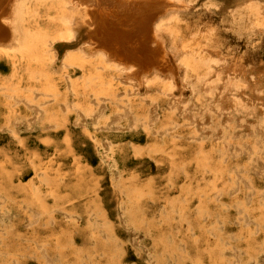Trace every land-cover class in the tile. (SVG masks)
Segmentation results:
<instances>
[{
    "label": "rangeland",
    "instance_id": "374dc122",
    "mask_svg": "<svg viewBox=\"0 0 264 264\" xmlns=\"http://www.w3.org/2000/svg\"><path fill=\"white\" fill-rule=\"evenodd\" d=\"M180 1L175 72L137 95L96 54L54 52L76 27L29 0L34 47L0 54V264H264V0Z\"/></svg>",
    "mask_w": 264,
    "mask_h": 264
},
{
    "label": "bare ground",
    "instance_id": "6f19581e",
    "mask_svg": "<svg viewBox=\"0 0 264 264\" xmlns=\"http://www.w3.org/2000/svg\"><path fill=\"white\" fill-rule=\"evenodd\" d=\"M54 1L55 2L58 1L57 5L59 6V10H60L59 11V21L60 22L57 23V21H58L57 20L56 21V23H57L56 27H51V29H53L54 31H60V32L63 33V32L73 31V27H76V30L78 32L77 35L74 38H72V39L69 38L68 40H66L64 42L60 41L59 43H61L60 45H63V47L62 48H58L57 47V50H55V48H54V52L58 53V49H60V50L67 49L69 51H73V49H74V50H78L79 53H83V54H84V52L85 53L86 52L87 53L90 52V54L91 53L92 54H96L98 57H100V59H99L100 63H102L103 65L115 68L117 71L124 73V74L120 73V75H118L119 79H121V80L128 79V78L129 79L130 78L131 79H135L136 82L134 83V80H133L132 81L133 83H131L130 86L131 85H133V86L136 85L137 86V88H136L137 95H138V92H139L138 85H140V84L142 85L146 80H148V75L154 74V76H158L159 73H167V72L174 73L175 72L173 64L170 61V59L168 57V54H167L166 46H165V43H164V40H163L164 33H162V31L167 28V26H166L167 24L165 25V27H163L164 26V21L166 22V20H167V18H165V17H167L168 15H172L176 9L181 8V7L177 8L179 3L181 2L180 0H54ZM46 3H48V2H46ZM28 4H29V0H0V54L11 55L12 53L9 50H15V48H17L19 51H24L25 49L26 50L29 49V48L32 49L34 47L32 42L29 40V39H31V37H30L31 35L28 38L27 33L29 32V30H27V27L25 26V23H24V19H25L24 18V13H25V10L28 7ZM49 7H50V5H49ZM177 11H179V10H177ZM185 14H187V13H185ZM43 15H41V16H43ZM44 18L42 17L43 20H44ZM49 19H50V17H49ZM171 20H172V18H171ZM43 22H45V20ZM46 22H48V21L46 20ZM61 36H62V34H61ZM53 44L54 43H52L51 41H49V42L46 41V43L43 42V41L41 42L40 40H38V37H37L36 48L37 47L39 48V46L40 47L42 46L43 49H46V48L51 47V45H53ZM54 52H52V53L54 54ZM22 56H23V54H21V57ZM50 60H48V61H50ZM54 60H55V58H54ZM62 63H61V65H62ZM47 66H48V68L50 67V68L53 69L54 66H55V62H53V63L50 62ZM72 66H73V64H72ZM72 66H70V67H72ZM81 66L84 69L85 66L84 65H81ZM62 68L64 69V67H62ZM54 71L55 70H53V71L51 70V73H54ZM83 71L85 72V69ZM58 74H59V72H58ZM64 77H66V76H64ZM80 77H81V75H80ZM93 77H94V75H93ZM88 78H89V76H88ZM67 79H68V77H67ZM77 79H78V77H77ZM54 80H55V78H54ZM74 80H76V79H74ZM79 80H81V79H79ZM66 82H69V81H66ZM124 82H126V80ZM90 83H91V81H90ZM92 84H94V83L92 82ZM133 86H132V88H134ZM67 87H69V86H67ZM129 89H130V87H129ZM127 90H128V88H127ZM90 93H92V92H90ZM122 93H124V90L122 91ZM88 95H90V94H88ZM110 97H112V96H110ZM136 97H138V96H136ZM83 98L85 99V97H83ZM107 98L108 97H106V99ZM64 99H65V97H64ZM73 99H74V97H73ZM92 100H93V98H92ZM142 100H144V99H142ZM126 102H127V100H126ZM126 102H123L122 104H125L127 106ZM149 103H150V101H149ZM61 104H63V103L61 102ZM134 104H136V103H134ZM155 106L157 107V105H155ZM62 108H63V106H62ZM103 108H104V105H103ZM144 108H145V106H144ZM99 109H100V106H99ZM133 109H135V108H133ZM147 109H148V107H147ZM124 111L127 112V110H124ZM94 113H96V112H94ZM152 113H153V110H152ZM133 114H134V116L136 115L134 112H133ZM173 114L174 113H172V115ZM131 116H130V119H132ZM151 116H153V115H151ZM138 117H140V116H138ZM174 118H175V116H174ZM150 120H152V119H150ZM131 121H133V120H131ZM164 123H166V122H164ZM167 124H169V123H167ZM185 172L188 173V171H185ZM37 173H38V171H37ZM32 181H33V179H32ZM45 181L47 182V180H45ZM42 182H44V181H42ZM34 187H35V184H34ZM36 187H35V189H36ZM30 188H32V187H30ZM19 191H20V188H19ZM117 192L119 193V191H117ZM124 192H126V191H124ZM121 196H122V194H121ZM126 198H127V196H126ZM25 202H27V201H25ZM39 204H41V203H39ZM63 206H61V207H63ZM39 208H41V207H39ZM65 208H66V206H65ZM65 208H63V209H65ZM58 209H59V206H58ZM61 213H64V212H61ZM24 214L26 215L25 212H24ZM66 214H67V212H66ZM46 215L47 214H45V216ZM49 215H50V213H49ZM76 215H78V214H76ZM42 216L43 215H41V218H42ZM47 217H49V216H47ZM4 218H6V217H4ZM51 219H49V221ZM60 219H62V217ZM28 220H29V218H28ZM41 221H46V223H47V218H45V220L43 219ZM59 221H63V220H59ZM246 221H247V218H246ZM249 221L250 220H248V222ZM38 222H40V221H38ZM58 222L56 221L55 224L58 225L59 224ZM34 224H33V227H34ZM38 224H36V225H38ZM62 224H64V223H62ZM46 225H42V226H46ZM51 226L52 225L50 224V227ZM75 226L76 225H74V227ZM257 226H256V228H257ZM38 227L39 226H37V228ZM35 228H36V226H35ZM35 228H34V230H35ZM53 229L56 230L57 228L53 227ZM44 230H46V229H44ZM37 233L39 235L40 231L39 232L37 231ZM262 260H263V258H262ZM253 261H254V258H253ZM253 261L250 262V263H253Z\"/></svg>",
    "mask_w": 264,
    "mask_h": 264
}]
</instances>
